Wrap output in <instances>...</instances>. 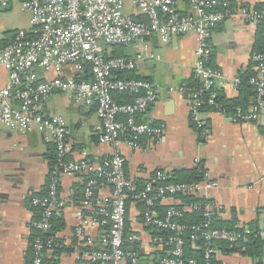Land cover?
<instances>
[{
  "label": "built area",
  "instance_id": "1",
  "mask_svg": "<svg viewBox=\"0 0 264 264\" xmlns=\"http://www.w3.org/2000/svg\"><path fill=\"white\" fill-rule=\"evenodd\" d=\"M16 1L29 15L31 28L17 33L0 48V68L8 72L7 82L0 88V126L20 133L50 131L56 147L49 194L32 201L44 208L42 218L33 220L32 227L49 230L51 218L62 216L66 202L59 191L60 178L80 174L85 179L83 206L87 213L80 215L82 225L75 234L80 239L75 244L80 258L94 264H141L138 252L128 249L139 241L127 225L128 202L132 199L144 206V225L170 232L155 236V241L165 247L158 264H198L196 258L185 257L187 226L178 217L200 208L202 203L183 202L178 195L207 198L208 191L218 187L219 181L212 180L207 171L200 181L168 182L169 173L160 170L143 186L126 176L123 147H143L141 137H161L164 127L139 118L157 101L159 86L147 79L120 77L118 73H140L141 66L158 59L153 41L164 44L175 35L195 34L200 44L195 75L201 87L179 89L186 90L193 101L194 124L206 129L203 106L214 105L224 112L213 91L222 74L208 63L213 52L212 30L229 18L258 24L264 17V6L244 5L236 10L234 0H131L133 10L126 11V0H0V8ZM114 46H124L126 55H114ZM254 58L258 63L250 83L256 97L249 109H236L232 116L235 122H255L264 109V54H255ZM232 82L237 87L240 77H234ZM204 91L209 92L207 97L203 96ZM56 93L69 95L85 109L95 106L99 122L94 132L100 143L112 147L111 157L78 161L69 158L73 147L67 120L63 114L47 110ZM119 93L131 100H119ZM103 183L108 184L111 194L100 199L97 190ZM161 205L169 207L161 212ZM204 208L207 217L220 209L213 200L205 203ZM93 226L104 227L103 246L87 233L86 229ZM242 227L245 233L251 232L248 226ZM202 234L207 245V264L221 255L210 245L213 241L236 242L242 237L240 232L224 228H212ZM197 237L191 234L192 240ZM52 243V239L36 238L30 264H43V254L52 250Z\"/></svg>",
  "mask_w": 264,
  "mask_h": 264
},
{
  "label": "crops",
  "instance_id": "2",
  "mask_svg": "<svg viewBox=\"0 0 264 264\" xmlns=\"http://www.w3.org/2000/svg\"><path fill=\"white\" fill-rule=\"evenodd\" d=\"M235 1L236 10L244 5H264V0ZM30 28L31 24L16 27L0 13V42L7 31L27 32ZM257 31L258 24L237 18H229L212 30V67L221 72L218 88L228 98L239 95L232 79L254 65L252 53ZM199 47L192 33L175 35L169 43L153 41L158 59L149 60L139 72L157 84L159 91L157 101L150 105L144 117L163 126L164 134L158 138L142 137L143 147L137 149L123 147L126 176L146 182L160 170L171 174L201 165L212 180L219 181V186L211 188L207 195L219 205L218 215L225 220L235 218L238 226L255 229L264 240V109L255 122H235L232 118L235 111L229 115L218 110L206 112L208 125L206 129L198 128L192 120L193 101L186 90L179 88L198 80L195 68L200 58ZM7 78V70L0 68V88ZM47 110L59 112L67 120L73 147L70 159L102 160L114 154L112 147L100 143L95 135L99 122L95 106L85 109L69 95L56 93L50 98ZM53 154L56 156V147L50 131L20 133L0 126V264H29L32 222L36 217L29 201L48 183ZM59 186L66 204L60 216L64 227L56 235L68 249L58 255L47 251L46 257L53 264H94L80 258L75 247L80 241L75 236L82 225L80 215L87 214L83 206L84 176L63 175ZM110 194L108 184L103 183L97 190L100 199ZM143 207L131 202L128 208L129 230L139 237L138 244L130 247L138 252L141 264H158L165 247L155 241L156 230L144 225ZM86 230L103 246L104 227ZM219 259L222 264H264V247L260 259L240 251L221 254Z\"/></svg>",
  "mask_w": 264,
  "mask_h": 264
},
{
  "label": "trees",
  "instance_id": "3",
  "mask_svg": "<svg viewBox=\"0 0 264 264\" xmlns=\"http://www.w3.org/2000/svg\"><path fill=\"white\" fill-rule=\"evenodd\" d=\"M234 6H236V1L234 0ZM264 5H259V7H263ZM235 8V7H234ZM137 19H141V15H135ZM17 31L10 30L7 31L4 34V37L2 38L0 42V48L9 42H11L15 36L17 35ZM112 53L114 55H126L127 50L124 46H114ZM213 53V52H212ZM263 53L264 54V17L259 21L258 23V31L256 40L253 45V61L254 65H252L248 70H246L244 73L240 74V83L238 84L237 88L239 90V95L236 98H228L226 95L223 94L220 88H218V85L213 89V91H216L217 95L215 97V101L217 104H219L226 114H233V112H236V109L238 107L246 109V106H251L255 100L256 97V91L253 84L250 83V79L255 76L256 70L253 69V66L256 67L258 61L254 58L255 54ZM212 57V55H211ZM210 57L208 63L209 65H213L212 58ZM254 70V73H253ZM120 77H131V78H141V79H147L143 74L138 73L136 71H130L126 73H118ZM187 88H192L194 90L200 89L201 83L199 79H194L191 82H188L186 85ZM209 95V92H203V96L207 97ZM117 98L119 100H131V97L125 96L123 94H117ZM205 112H211V111H217L216 106L206 104L202 108ZM139 118L141 120H144V114L139 115ZM141 143L143 142V138L139 140ZM51 162L52 165L54 164L56 160V156L54 154L51 156ZM204 174V167L196 166L192 169L187 170H178L174 171L173 173H169L170 178L168 179V182H192V181H200L203 178ZM148 181V180H147ZM146 181V182H147ZM143 180H139L138 184L139 186H143L146 182ZM50 187H49V180L48 183L43 187V189L35 193L30 201L29 204L32 206V208L35 211L36 217L35 220H39L42 218L43 210L44 208L42 206L33 205L32 201L36 197H44L49 194ZM60 191V186H59ZM178 198L181 199L183 202H191V201H197L201 202L202 206L200 208H197L193 211L184 212L182 216L178 217L179 222L185 224L187 226L186 230L184 231L185 236V257L187 258H196L198 261V264H207L204 258L205 249L207 247L206 240L204 239L203 232L206 230H210L212 228H224L228 230H233L236 232H240L242 234V237L238 239L236 242H230L226 240H216L213 241L210 245L213 246L215 249H218L221 254H230L237 251H240L243 254L249 255L253 258L260 259L262 256V251L264 247V240L258 235V231L251 230L250 233H245V230L243 227L238 226L237 220L235 218L230 220L222 219L217 211H214V213L207 217L205 215V208L204 204L212 201L209 198L205 197H196L193 195H178ZM132 202V199H129L128 205ZM140 205H143L142 203H138ZM169 207L168 205H161L159 206V209L164 210V208ZM144 209V207H143ZM128 214V213H127ZM52 221V227L49 230H40L35 227H32V254L29 259V264L31 263V258L33 256L34 251V241L36 238L41 237L45 240L52 239L53 243L51 245V249L53 251V255H58L62 253L64 250L68 249L63 244V240L57 237V232L62 230L64 227V221L61 217L53 216L51 218ZM127 225H128V219H127ZM192 227H197L199 230L194 231ZM129 228V227H128ZM195 233L198 235V237L195 240L191 239V234ZM170 232L168 231H162V230H156V235H169ZM46 252L43 254V264H53L52 259L49 257H46ZM209 264H222L218 256L213 257L210 260Z\"/></svg>",
  "mask_w": 264,
  "mask_h": 264
},
{
  "label": "rangeland",
  "instance_id": "4",
  "mask_svg": "<svg viewBox=\"0 0 264 264\" xmlns=\"http://www.w3.org/2000/svg\"><path fill=\"white\" fill-rule=\"evenodd\" d=\"M131 0H126V11H132ZM2 16L6 17V21L12 23L16 27H29V15L23 10L20 1H16L14 6L1 10Z\"/></svg>",
  "mask_w": 264,
  "mask_h": 264
},
{
  "label": "water",
  "instance_id": "5",
  "mask_svg": "<svg viewBox=\"0 0 264 264\" xmlns=\"http://www.w3.org/2000/svg\"><path fill=\"white\" fill-rule=\"evenodd\" d=\"M129 250L135 251L134 247H129Z\"/></svg>",
  "mask_w": 264,
  "mask_h": 264
}]
</instances>
